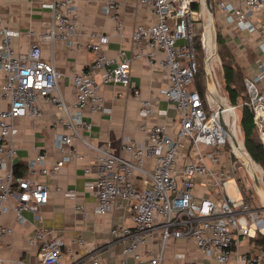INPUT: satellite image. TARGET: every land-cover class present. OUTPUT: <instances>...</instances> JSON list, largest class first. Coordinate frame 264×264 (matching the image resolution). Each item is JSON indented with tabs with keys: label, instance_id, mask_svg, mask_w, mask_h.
I'll return each mask as SVG.
<instances>
[{
	"label": "built area",
	"instance_id": "obj_1",
	"mask_svg": "<svg viewBox=\"0 0 264 264\" xmlns=\"http://www.w3.org/2000/svg\"><path fill=\"white\" fill-rule=\"evenodd\" d=\"M42 1L52 13L46 37L51 41L71 42L79 24L73 0ZM120 1L105 0L104 5V11L115 19L119 30L123 28V21L114 11ZM139 1L158 17L154 23L136 25L131 33L133 41L146 48L132 55L120 49L117 56H110L105 51L110 36L91 34L89 48L95 57L75 74L76 99L72 102L61 91L62 72L53 62L42 58L41 47L33 44L27 53H17L13 39L19 31L2 24L0 18V71L5 72L0 89L2 98L9 101L8 107H0V262L5 261L2 239L13 230L2 223V218L13 210L19 221L25 223L27 217L23 210L38 213L51 196L50 187L40 175H51L72 159L82 158L83 154L72 147L79 140L97 153L94 162L85 168V173H95L93 179L86 181V188L96 194L94 211L106 214L122 199L132 214V225L119 224L111 230V242L124 243L122 258L114 264H162L165 246L171 237H191L202 253L218 263L234 259L235 264H264L260 255L239 249L242 236L264 234V217L259 215V208L252 207L249 199L252 194L245 195L238 181L241 164L231 135L232 118L236 117L234 106L228 105L232 112L226 119L220 115L213 95L206 90L203 96L194 86L199 71L195 23L205 18V0ZM196 2L200 3V9L194 6ZM220 6L229 13L231 21L254 29L248 14L264 10V0H243L238 6L221 1ZM160 51L164 57L157 61L156 54ZM142 56L155 59L167 68L169 85L164 93L175 105L178 117L172 124L157 123L146 128L147 143L125 139L122 150L132 155L126 157L114 152L110 145L99 146L90 141L85 132L90 131L91 123L85 120L83 110L89 106L93 111H105L101 85L114 83L132 89L134 96L141 100L140 114H153L151 99L143 98L131 81L132 62ZM244 81L264 150V61L258 64L256 75L245 76ZM41 99L62 111L59 120L65 131L56 139L62 157L48 166L46 153L39 151L29 161L26 173L17 174L16 120L26 115H41ZM158 113L166 115L165 110ZM234 136L243 152L248 153L244 141ZM223 149L227 151L222 152ZM148 158L155 159L152 171L144 166ZM199 179L202 180L199 182ZM197 182L202 189L200 193ZM67 191L71 196L76 194L74 189ZM77 209L87 216L84 206L78 205ZM157 231L161 234L160 251L155 255L144 253L141 248ZM48 232L46 227L37 228L30 238L31 243L40 241L37 263L17 258L11 259L10 264H64L65 242L61 237H47ZM69 255L72 260L68 264H78L84 259L76 257L74 250ZM94 264L101 263L94 259Z\"/></svg>",
	"mask_w": 264,
	"mask_h": 264
},
{
	"label": "crops",
	"instance_id": "obj_2",
	"mask_svg": "<svg viewBox=\"0 0 264 264\" xmlns=\"http://www.w3.org/2000/svg\"><path fill=\"white\" fill-rule=\"evenodd\" d=\"M221 1L238 6L243 0H211V4L217 31L224 36L243 76L254 77L258 64L264 61V10L248 14V20L255 25L254 29L243 28L229 19V13L220 6ZM73 3L79 13L77 34L71 42H65L51 41L46 37L52 13L50 8L43 6L42 0H0L2 24L19 31L13 39L16 52L27 53L31 45L38 44L42 49V58L53 62L62 72L60 87L69 102L76 99L73 82L75 74L84 70L95 57L94 51L89 48L91 34L103 33L110 36L105 47L108 55L117 56L120 49H124L127 55H132L146 48L133 41L131 33L135 26L158 20L155 13L139 0H121L118 9L114 11L123 21V28L119 30L115 19L104 11L105 0H73ZM196 7L201 8L199 2H196ZM206 19L205 11V18L201 17L195 23L198 37L202 39L208 29ZM162 57V51L156 54L157 61ZM157 61L146 56L138 57L133 60L131 68L133 86L140 89L143 98L152 101L155 112L149 116L140 114L141 100L134 96L132 89L114 83L101 85L100 93L105 99L106 110L93 111L89 106L83 110L85 120L91 123V129L85 135L93 144H107L114 152L132 157L122 150L125 139L147 143L146 128L157 123L172 124L177 119V109L164 93L169 85V72ZM97 79L101 80V73L97 75ZM4 81L5 72L1 70L0 83ZM260 87L262 88L261 84ZM8 106L9 101L2 98L0 89V107ZM40 108L41 115H26L16 120L19 129L14 138L17 146V171L26 173L29 161L39 151L46 153L48 166L62 157L56 144L58 135L65 131L59 120L62 111L43 99L40 101ZM160 110H165L166 115L159 114ZM72 147L82 153L83 157L72 159L51 175H40L41 180L50 187L51 196L48 202L40 206L38 213L23 210L22 213L27 217L25 223L19 221L13 210L2 218V223L13 230L2 239V256L5 261L0 264H10L11 259L17 258L37 263L40 241L31 243L30 238L41 227L49 230L47 237H61L64 240V264L72 260L70 250L75 251L76 257H84L78 264H94V259L101 264H114L122 258L124 243L111 242V230L115 225L133 224L129 205L118 199L116 206L108 213L99 214L94 211L96 194L86 188V181L93 179L95 173L87 174L85 168L94 162L97 153L79 140ZM154 165L153 158L146 159L144 164L148 171H152ZM200 180L202 179L198 181ZM199 182L196 183V189L200 193L202 189ZM68 189H74L75 196L69 195ZM78 205L84 206L88 213L86 217L77 209ZM253 237L242 236L239 249L260 255L264 261V247L256 244ZM161 244V234L157 231L141 249L146 254L155 255L160 251ZM162 264H235V261L232 259L227 263H218L216 259L202 253L191 237H171L166 243Z\"/></svg>",
	"mask_w": 264,
	"mask_h": 264
},
{
	"label": "trees",
	"instance_id": "obj_3",
	"mask_svg": "<svg viewBox=\"0 0 264 264\" xmlns=\"http://www.w3.org/2000/svg\"><path fill=\"white\" fill-rule=\"evenodd\" d=\"M196 7V3H194ZM196 49L198 61L202 54L204 58V43L201 37L197 36ZM199 52V55H198ZM217 52L220 54L222 59V78L224 82V88L227 92L226 98L229 99L230 104L235 107V110L241 108L240 126L243 132L244 142L248 154L260 165L264 170V150L260 142L256 126L253 121V112L249 106V94L245 85L243 72L240 69L234 55L227 45L226 40L222 33L217 31ZM195 88H197L203 96L206 94L205 85V72L203 67V62L199 61V71L197 73L195 82ZM228 96V97H227ZM17 174H23L25 172L17 171ZM263 186H264V174H263ZM256 244H260L264 247V234L258 233L253 237Z\"/></svg>",
	"mask_w": 264,
	"mask_h": 264
},
{
	"label": "rangeland",
	"instance_id": "obj_4",
	"mask_svg": "<svg viewBox=\"0 0 264 264\" xmlns=\"http://www.w3.org/2000/svg\"><path fill=\"white\" fill-rule=\"evenodd\" d=\"M209 41H210V47H211V52H212V49H213V37H212V35L209 36ZM198 55H199V52H198ZM204 57H205V51H204ZM199 61L201 63L203 62V67H204V58L202 57V54H201V56L199 58ZM211 68H212V71L214 73V76L216 78V83H217V90L215 91V96L213 95V97L215 99H218L219 101H222V99H225L224 103L229 105L230 102H229V99L226 98L227 92L225 91L224 82H223V78H222V72H223L222 59H221L220 54L218 52L216 53V56L214 58H212V60H211ZM204 72H205V69H204ZM192 88L193 87L190 85L189 89H192ZM230 110H231V108H230ZM231 112H232V110H231ZM235 113H236V117L232 118V120H234V121H232V125H233V123H235V126H236V128L238 129V132H239V138H240V140L244 141L243 132H242L241 126H240L241 108L238 107L235 110ZM225 151H227V149L226 150L223 149L222 152H225ZM240 164H241V167H240V169L238 171V181L240 182L245 195H248L249 193L252 194V196L249 197V199H250V201L252 203V207L253 208H255V207L259 208V207H261L262 204L260 202L259 196L256 193L253 178L248 173L246 167L241 162H240ZM250 165L252 166L251 162H250ZM253 167L258 172V174L261 177V180L263 182V174H264L263 168L261 167L262 170L258 171L256 164H254ZM232 184H233V181H232ZM230 189H231L232 192H234L232 185H231ZM259 215L261 217H264V210L259 211Z\"/></svg>",
	"mask_w": 264,
	"mask_h": 264
},
{
	"label": "water",
	"instance_id": "obj_5",
	"mask_svg": "<svg viewBox=\"0 0 264 264\" xmlns=\"http://www.w3.org/2000/svg\"><path fill=\"white\" fill-rule=\"evenodd\" d=\"M205 9H206V13H207V19H206V24L208 27L212 28V33H213V37H214V51H217V27H216V23H215V13L214 10L212 8V4H211V0H205ZM204 48H205V57H204V69H205V85H206V90L215 96V91L217 90V83H216V78L214 76V73L212 71L211 68V60H212V56L209 54V50L206 44V34L204 36ZM217 53V52H216ZM216 102L218 104V102H220L218 99H216ZM219 112L222 111V109L225 107L226 104L224 103H219ZM233 113H235V108L233 107ZM232 135V139L235 145V155L237 156V158L239 159V161L246 167L248 173L251 175V177L253 178L254 181V185H255V190L257 195L260 198V202H261V207H259L260 210H264V186L261 180V177L259 176L258 172L255 169H252L250 167H248L245 164L244 158L241 155V145L239 143V141L237 140V138ZM246 146V144H245ZM254 163L256 164V162L254 161Z\"/></svg>",
	"mask_w": 264,
	"mask_h": 264
},
{
	"label": "bare ground",
	"instance_id": "obj_6",
	"mask_svg": "<svg viewBox=\"0 0 264 264\" xmlns=\"http://www.w3.org/2000/svg\"><path fill=\"white\" fill-rule=\"evenodd\" d=\"M209 29H207V33H206V44H207V47H208V52H209V54L212 56V58H214L215 56H216V52L214 51V47H213V49H212V52H211V47H210V41H209V36H211L212 35V37H213V33H212V28H211V25H210V27H208ZM214 39V38H213ZM213 45H214V40H213ZM223 101V102H222ZM222 101H220L221 103H224L225 102V99H222ZM220 102H218V104L220 103ZM225 104V103H224ZM228 105L226 104L225 105V107L222 109V111L220 112V115L222 116V115H224V117L227 119V117H228V115L231 113V110H229L228 109ZM234 121V120H233ZM232 131H233V134L234 135H237V136H239V132H238V129L236 128V126H235V123H233V127H232ZM242 143V142H241ZM241 145V144H240ZM241 155L243 156V158H244V161H245V164L248 166V167H250V168H252V169H254V167H253V165L255 164L254 163V160L252 159V157H250V155L248 154V153H245V152H243V150H242V147H241ZM252 160V161H251ZM250 162L252 163V166L250 165ZM257 165V169H258V171H261V166L260 165H258V164H256Z\"/></svg>",
	"mask_w": 264,
	"mask_h": 264
}]
</instances>
